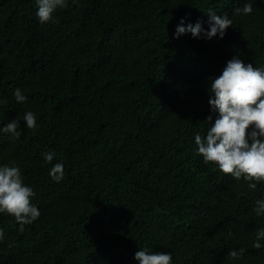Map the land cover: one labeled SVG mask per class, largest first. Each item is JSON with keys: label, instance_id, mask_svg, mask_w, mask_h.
<instances>
[{"label": "trees", "instance_id": "16d2710c", "mask_svg": "<svg viewBox=\"0 0 264 264\" xmlns=\"http://www.w3.org/2000/svg\"><path fill=\"white\" fill-rule=\"evenodd\" d=\"M66 3L41 23L37 0H0V129L15 119L21 132L0 131V166L20 168L40 211L23 232L0 213V264H139L142 249L171 264H264V182L205 163L195 143L218 116L209 77L234 56L264 69V0ZM209 10L232 20L223 38L176 37L181 18L207 29Z\"/></svg>", "mask_w": 264, "mask_h": 264}, {"label": "clouds", "instance_id": "9594fccd", "mask_svg": "<svg viewBox=\"0 0 264 264\" xmlns=\"http://www.w3.org/2000/svg\"><path fill=\"white\" fill-rule=\"evenodd\" d=\"M37 17L41 23L53 20L57 8L67 7L66 0H37ZM250 14L253 11L251 3L245 4L243 9H235L236 13ZM208 28L202 22L184 24L183 18L177 25L175 35L178 38L185 33L193 37L201 34L207 39L219 36L223 38L226 30L232 26V20L227 15H218L209 10ZM208 88L210 98L208 103L214 112L218 113L215 122L210 124L206 136H195L197 153L203 157L205 163L216 164L220 171L230 174L235 179L243 178L249 181V187L255 189L256 182H264V69L254 67L252 63H245L238 56L229 59L222 73L209 77ZM18 102H24L27 97L17 88L14 93ZM23 120L27 128H35L36 117L31 112L25 113ZM212 117H208L211 121ZM19 121L13 119L0 131L11 133L19 138L21 132ZM54 153L44 154V160L51 163ZM50 177L59 182L64 177V166L55 163L50 171ZM255 181V182H253ZM34 191L25 185L18 166H0V213H7L15 218L20 225L19 231H24V225L36 220L40 211L32 203ZM253 211L257 215L264 214V199H257ZM4 232L0 229V240ZM264 239V228L256 233L253 247H261L260 240ZM244 249L230 251L232 258L242 255ZM139 264H171L172 255L168 252H149L139 250L134 257Z\"/></svg>", "mask_w": 264, "mask_h": 264}]
</instances>
